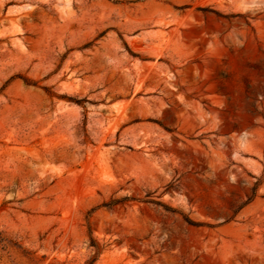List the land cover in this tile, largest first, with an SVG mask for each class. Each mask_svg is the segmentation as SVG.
Returning a JSON list of instances; mask_svg holds the SVG:
<instances>
[{"label":"rangeland","instance_id":"obj_1","mask_svg":"<svg viewBox=\"0 0 264 264\" xmlns=\"http://www.w3.org/2000/svg\"><path fill=\"white\" fill-rule=\"evenodd\" d=\"M0 264H264V0H0Z\"/></svg>","mask_w":264,"mask_h":264},{"label":"trees","instance_id":"obj_2","mask_svg":"<svg viewBox=\"0 0 264 264\" xmlns=\"http://www.w3.org/2000/svg\"><path fill=\"white\" fill-rule=\"evenodd\" d=\"M189 224H195V223H192L191 221H188Z\"/></svg>","mask_w":264,"mask_h":264}]
</instances>
